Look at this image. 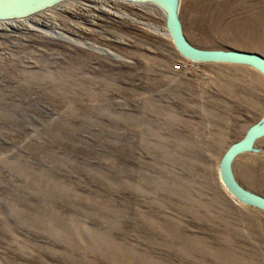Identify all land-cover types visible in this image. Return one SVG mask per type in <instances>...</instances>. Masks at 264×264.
I'll return each mask as SVG.
<instances>
[{"label":"rangeland","instance_id":"obj_1","mask_svg":"<svg viewBox=\"0 0 264 264\" xmlns=\"http://www.w3.org/2000/svg\"><path fill=\"white\" fill-rule=\"evenodd\" d=\"M173 1L194 48L264 57V0ZM263 120L264 76L183 57L153 4L64 0L0 21V264H264V211L233 197L219 169ZM74 133L118 149L120 168L102 161L97 177L42 155L87 152ZM232 172L264 197V137Z\"/></svg>","mask_w":264,"mask_h":264},{"label":"water","instance_id":"obj_2","mask_svg":"<svg viewBox=\"0 0 264 264\" xmlns=\"http://www.w3.org/2000/svg\"><path fill=\"white\" fill-rule=\"evenodd\" d=\"M64 0H0V21L27 18ZM130 1V0H125ZM164 8L169 36L176 50L197 63L247 64L264 76V57L246 51H205L191 46L183 35L173 0H159ZM264 137V120L251 126L245 136L231 145L220 161V180L236 199L264 211V197L242 187L234 178L232 165L242 154L250 151L255 142Z\"/></svg>","mask_w":264,"mask_h":264},{"label":"trees","instance_id":"obj_3","mask_svg":"<svg viewBox=\"0 0 264 264\" xmlns=\"http://www.w3.org/2000/svg\"><path fill=\"white\" fill-rule=\"evenodd\" d=\"M19 117H22L25 120H28V119H33L34 117H38V116L36 114L35 115H30V116H24V117L20 116V115H15V119L10 117V119H12L11 120L12 123H10L9 125H3L2 126L3 127L2 132H3L4 135L6 133H9V132L14 133L15 135H19L24 130H26V128H24V124L22 122L16 121ZM10 119H8V120H10ZM70 134H72V136H73L72 132ZM74 136H78L80 139H82V141H85L86 143H88V145L86 146L87 152L84 149L82 151H80L78 149H74L75 151H72V150H70L72 148H69L68 145L65 146L64 148H61L60 146H58V147L55 146V147L51 148V146L49 145V146L45 147V150H44L42 155H46V152H48V153L49 152H56L57 154L65 155V156L69 157L70 159L77 160L78 165H80V166H82L84 168H88L89 170L92 169V174L97 176V177L100 175L98 172H100L102 170V165L100 164V162H102V161L105 162V163L107 161V162H109L111 164L115 162L117 167H114V168H116L117 170L120 168V166H119V163H120L119 153H120V157H121V152L117 153L116 150H118V149L110 148L108 145L96 143L92 139L87 138L86 135H80V134H75L74 133ZM8 138H10V135H9ZM27 140H28V137L25 139V141H27ZM83 148H85L84 145H83ZM77 151H79L80 154L84 155L85 157L82 156V155H81L82 157H78L77 156L78 154H76V153H78ZM27 155H32V154H27ZM32 157L33 158L24 161L22 164L26 165L30 161H34L35 158H34L33 155H32ZM46 158H47V155H46ZM45 168L46 169L49 168V167H47V163L45 164ZM106 168H109V167L107 166ZM35 170H36L37 173L42 172L41 168H39V167H35ZM96 174H99V175H96ZM62 178L64 179V177H62ZM84 178H85V179H83L84 184H87L90 187H92V189L94 191H96V193H98V194L100 193V194L106 195L105 191L102 190L103 188L100 186L101 184H99L100 181L96 177L93 176L92 178H89V176L88 177L84 176ZM8 181H9V179H6L5 182H4L5 184H7V186H6L7 189H12L17 194V186L16 185L20 184L21 182L20 183L18 182V183H15V184H12V183L10 184V183H8ZM75 182H76V184H79L78 180H75ZM95 195H97V194H94V196Z\"/></svg>","mask_w":264,"mask_h":264},{"label":"bare ground","instance_id":"obj_4","mask_svg":"<svg viewBox=\"0 0 264 264\" xmlns=\"http://www.w3.org/2000/svg\"><path fill=\"white\" fill-rule=\"evenodd\" d=\"M121 1H125V0H121ZM127 2H132L133 4H137V5H146V4H153L155 5L158 9L160 10H164L163 8V5L161 4V2L159 0H130V1H127ZM17 19H20V18H14V19H11L9 21H15ZM247 65V64H246ZM250 66V65H249Z\"/></svg>","mask_w":264,"mask_h":264}]
</instances>
